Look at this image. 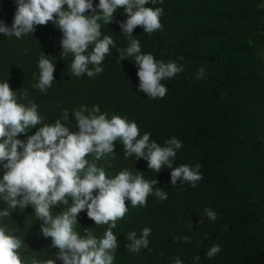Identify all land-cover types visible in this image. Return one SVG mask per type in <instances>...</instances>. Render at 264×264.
Segmentation results:
<instances>
[{
	"label": "trees",
	"instance_id": "1",
	"mask_svg": "<svg viewBox=\"0 0 264 264\" xmlns=\"http://www.w3.org/2000/svg\"><path fill=\"white\" fill-rule=\"evenodd\" d=\"M263 1L163 0V4L146 5L164 9L163 30L149 35L138 26L131 38L140 41L142 53L184 67L183 72L162 81L168 91L155 99L139 90L135 59L120 61L116 49L103 61L102 73L76 77L70 69L72 56L61 57L63 34L52 22L36 26L34 33L21 38L0 33V82L8 81L21 97L26 93L27 98L19 102H35L43 124L54 123L67 110L70 131H78L73 111L99 105L109 119L120 115L135 121L141 135L150 132V139L161 146L172 137L179 139L182 148L173 167L201 164L202 179L196 187L179 181L173 186L171 169L156 173L143 158H125L121 142H114L115 159L109 156L97 162L108 176L125 168L133 175L138 170L145 180L156 179L159 183L154 189H162L168 197L161 201L150 195L143 207L125 201L128 212L113 229L119 243L114 264H174L177 257L183 264H264ZM16 8V0H0V21L11 27ZM114 17L108 25L101 22L102 36L109 35L117 48H126L129 37L119 25L127 19L124 9L119 8ZM42 55L55 63V80L46 94L34 87ZM180 56L184 59L179 60ZM201 67L206 79H196ZM18 138L27 137L20 134ZM87 159L92 162L94 157ZM3 174L0 167V179ZM4 207L0 200V210ZM64 207H54L53 215ZM205 208L217 213L215 221L207 219ZM9 211L10 216L0 217V226L23 240L19 251L25 264L55 258L59 250L50 237L43 236L42 221L33 207ZM77 220L74 230L82 235L87 229L100 237L109 227L95 225L86 210ZM145 227L151 229L148 248L128 251V233L135 231L139 237ZM186 236L190 241L183 239ZM214 244L221 251L209 259L206 252ZM55 264L62 261L57 259Z\"/></svg>",
	"mask_w": 264,
	"mask_h": 264
},
{
	"label": "clouds",
	"instance_id": "2",
	"mask_svg": "<svg viewBox=\"0 0 264 264\" xmlns=\"http://www.w3.org/2000/svg\"><path fill=\"white\" fill-rule=\"evenodd\" d=\"M149 3L163 4V0H99L98 4L93 0H16L13 23L8 27L0 21V33L21 38L34 33L36 26L52 22L63 34L61 57L72 56L70 69L74 76L94 77L102 73L103 61L116 49L120 61L127 57L135 59L139 90L150 98H163L168 89L162 81L183 72L184 67L175 61L165 62L151 53H142L140 41L131 38L138 26L149 35L163 30L160 18L164 9L146 6ZM119 8L127 16L119 22L122 33L129 37L126 48H117L116 41L109 35L102 36L101 31L102 23H112ZM38 68L39 79L34 87L46 94L55 80V63L42 55ZM204 73V68H199L196 79H206ZM21 98L26 99L27 94L21 97L8 81L0 82V167L4 169L0 200L5 204L0 217L10 216L9 209L33 207L35 216L42 221L43 236L50 237L52 246L59 251L55 258L33 259L32 264H55L57 259L62 264H114L119 243L113 229L128 212L125 201L129 200L132 207H143L147 206L150 195L167 200L166 192L154 189L159 183L156 179L145 180L140 171L133 175L127 168L109 177L105 168L97 164L109 156L115 159V141L121 142L125 158L133 155L136 160L143 158L156 173L171 169L173 186L179 181L196 187L202 179L200 163L173 167L177 150L182 148V142L176 137L161 146L150 139V132L141 135L135 121L120 115L109 119L99 105L90 110L86 106L74 110L72 117L78 131H70L67 110L54 123L43 124L38 105L33 101L21 103ZM32 128L37 130L28 134ZM20 134L27 138H18ZM89 155L94 157L92 162L87 159ZM60 204L64 209L53 215L52 209ZM84 210L95 225H109L102 236L97 237L87 229L83 235L74 230L77 216ZM204 215L211 221L217 219V213L211 208H205ZM150 235L148 227L142 229L139 237L135 231L129 232L130 243L125 245L126 249L138 253L148 248ZM183 239L188 242L191 238ZM22 243L20 237L0 226V264H25L19 251ZM220 251L221 246L214 244L206 256L211 259ZM199 259V255L194 257L196 261ZM174 264H183V261L177 257Z\"/></svg>",
	"mask_w": 264,
	"mask_h": 264
},
{
	"label": "rangeland",
	"instance_id": "3",
	"mask_svg": "<svg viewBox=\"0 0 264 264\" xmlns=\"http://www.w3.org/2000/svg\"><path fill=\"white\" fill-rule=\"evenodd\" d=\"M263 7H264V1L262 2V4H261Z\"/></svg>",
	"mask_w": 264,
	"mask_h": 264
}]
</instances>
